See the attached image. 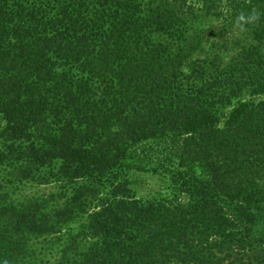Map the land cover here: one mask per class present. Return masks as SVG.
Instances as JSON below:
<instances>
[{
  "label": "trees",
  "instance_id": "1",
  "mask_svg": "<svg viewBox=\"0 0 264 264\" xmlns=\"http://www.w3.org/2000/svg\"><path fill=\"white\" fill-rule=\"evenodd\" d=\"M0 264H264V0H0Z\"/></svg>",
  "mask_w": 264,
  "mask_h": 264
},
{
  "label": "rangeland",
  "instance_id": "2",
  "mask_svg": "<svg viewBox=\"0 0 264 264\" xmlns=\"http://www.w3.org/2000/svg\"><path fill=\"white\" fill-rule=\"evenodd\" d=\"M222 19L219 17L209 16L204 20V24L209 25L213 28V32L209 31L202 35L196 41V50L194 51V56H205L207 52H210V48L215 46H219L222 42L231 43L232 40L243 37L241 30L236 25H225L221 24ZM203 24L197 23V25ZM207 28V26H205ZM200 49V51H199ZM231 51H225V61H228V57H230L236 48H233L232 45L228 47ZM145 147L149 148L152 143L144 144ZM144 163L145 169L143 170H135L134 171V179L133 186L139 196H145L149 193V191L157 192L160 189V186L163 184V174H155L152 171V162L149 160H145ZM51 189V186L44 185H36L35 183H28L22 187L21 193L24 195H34L41 194L43 192H47Z\"/></svg>",
  "mask_w": 264,
  "mask_h": 264
},
{
  "label": "clouds",
  "instance_id": "3",
  "mask_svg": "<svg viewBox=\"0 0 264 264\" xmlns=\"http://www.w3.org/2000/svg\"><path fill=\"white\" fill-rule=\"evenodd\" d=\"M258 19V14L253 11V13L248 16V17H245L244 14H241L237 20H238V25L237 26H240L241 27V31H243V27L241 26L242 24H247V23H252L254 21H256Z\"/></svg>",
  "mask_w": 264,
  "mask_h": 264
}]
</instances>
